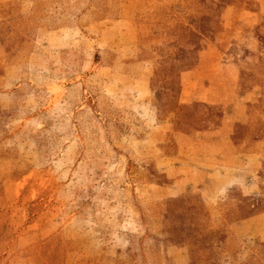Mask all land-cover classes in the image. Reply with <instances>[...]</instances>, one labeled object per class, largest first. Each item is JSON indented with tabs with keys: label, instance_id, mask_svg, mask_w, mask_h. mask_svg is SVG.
I'll list each match as a JSON object with an SVG mask.
<instances>
[{
	"label": "rangeland",
	"instance_id": "rangeland-1",
	"mask_svg": "<svg viewBox=\"0 0 264 264\" xmlns=\"http://www.w3.org/2000/svg\"><path fill=\"white\" fill-rule=\"evenodd\" d=\"M0 264H264V0H0Z\"/></svg>",
	"mask_w": 264,
	"mask_h": 264
}]
</instances>
